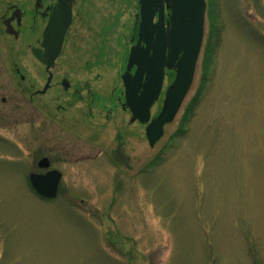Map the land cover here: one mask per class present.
I'll return each mask as SVG.
<instances>
[{"label": "rangeland", "instance_id": "rangeland-1", "mask_svg": "<svg viewBox=\"0 0 264 264\" xmlns=\"http://www.w3.org/2000/svg\"><path fill=\"white\" fill-rule=\"evenodd\" d=\"M205 4L191 86L153 147L120 107L135 2H97L100 39L97 19L73 29L43 95L30 41L0 38V264H264V0ZM62 78L98 95L91 119ZM43 157L62 175L52 199L28 181Z\"/></svg>", "mask_w": 264, "mask_h": 264}, {"label": "water", "instance_id": "water-1", "mask_svg": "<svg viewBox=\"0 0 264 264\" xmlns=\"http://www.w3.org/2000/svg\"><path fill=\"white\" fill-rule=\"evenodd\" d=\"M138 1L141 5L138 40L129 51L126 70L121 79L124 105L131 112L132 121L137 120L146 125V139L152 147L162 137L164 126L173 121L191 86L203 40L206 4L205 0H164L170 11L165 31L161 12L159 25L153 23V1ZM66 25L61 28L52 26L41 43L42 49L31 50L47 71L61 51ZM133 67L135 71L131 74ZM165 68L174 69L175 76L165 91L159 113L150 120L151 107L162 89ZM51 76L49 73L47 83L39 93L46 92ZM38 167L47 169L48 159L42 158ZM61 176V172L52 169L41 174L30 173L28 181L37 195L52 199L57 195Z\"/></svg>", "mask_w": 264, "mask_h": 264}, {"label": "flooded vegetation", "instance_id": "flooded-vegetation-1", "mask_svg": "<svg viewBox=\"0 0 264 264\" xmlns=\"http://www.w3.org/2000/svg\"><path fill=\"white\" fill-rule=\"evenodd\" d=\"M99 1L100 0H0V38H8L15 42L23 38H27L30 41L31 45L30 51L32 48L41 49V43L47 35L49 29L52 26L61 28L65 23H67L63 34V43L60 51L61 54L63 46L66 40L71 35L73 29L74 31L78 32L82 28H89L92 22L95 26L97 19L99 30L97 32L98 38L97 36L96 38L99 40L101 35L99 24L100 11L98 9V6H96L97 2ZM132 1L136 3L137 8V13L134 16V27H132L133 29L130 36V41L132 42V45H134L138 39L137 33L140 23L141 6L138 0ZM151 1H153V23L159 25L158 19L161 12L162 25L166 31L169 23V10L166 7V3L164 0H162L161 2L157 0ZM160 4H163V6H161ZM32 56L36 61H38L33 54ZM41 65L48 73L45 82L46 84L51 70L47 71L42 63ZM134 69L135 68H132L131 72H134ZM15 72L19 73V70L16 68ZM169 73L174 74L173 69L171 71L166 70L165 77H167V75L169 76ZM20 79L24 80V77L20 75ZM52 79L53 75L51 76L49 87L46 92L51 87ZM45 84L43 85V87L45 86ZM58 85L62 88V91L70 95L71 102H69L68 104L70 105L76 102L81 104V108L83 109L81 111L82 116L84 118L91 119L93 116V107L99 104L98 95L95 92H91V89L87 84L79 86L75 83H72L68 78H62ZM41 90H35L32 96L41 94L43 95V93H39ZM83 92H88V99L83 96ZM121 99L123 100L122 103H124L123 86L121 90ZM2 101L4 102L5 98H2ZM122 103H120L121 109L125 112H128L131 118L130 111ZM70 107L72 106H63L64 109H69ZM104 119L106 121L110 119L109 110L104 111ZM123 137L124 136L122 134H116L114 136L115 146L112 150H110L109 155L110 158L117 164V166L130 168L131 166L129 164V158L125 153L123 147ZM100 155L101 151H98L97 156ZM50 165L51 162L49 160L48 168H50Z\"/></svg>", "mask_w": 264, "mask_h": 264}, {"label": "trees", "instance_id": "trees-1", "mask_svg": "<svg viewBox=\"0 0 264 264\" xmlns=\"http://www.w3.org/2000/svg\"><path fill=\"white\" fill-rule=\"evenodd\" d=\"M196 102H197V100L194 99V100L189 104L188 108L186 109L185 117H186V116H189V115L191 114V112L194 110V107L196 106ZM185 117H184V118H185Z\"/></svg>", "mask_w": 264, "mask_h": 264}]
</instances>
